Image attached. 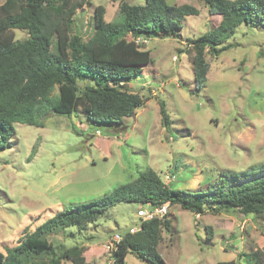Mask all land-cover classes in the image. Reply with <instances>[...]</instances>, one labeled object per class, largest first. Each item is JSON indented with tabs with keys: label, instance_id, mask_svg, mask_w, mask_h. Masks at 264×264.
I'll return each mask as SVG.
<instances>
[{
	"label": "rangeland",
	"instance_id": "rangeland-1",
	"mask_svg": "<svg viewBox=\"0 0 264 264\" xmlns=\"http://www.w3.org/2000/svg\"><path fill=\"white\" fill-rule=\"evenodd\" d=\"M122 1L90 0L78 13L76 30L88 39L95 8L104 5L110 21ZM168 2L193 4L200 13L187 16L177 36L146 40L152 62L125 84L148 99L123 125L51 110L43 125L14 123L12 146L0 148V250L59 210L110 195L148 168L173 188L192 190L216 185L225 170L244 174L241 181L264 175V29L241 26L235 46L219 56L208 53L207 81L198 86L190 39L217 27L222 17L210 13L205 0ZM160 99L167 103L169 127L162 124ZM139 206L120 201L88 229L70 227L50 238L57 246L83 242L89 264H114L106 244L140 222ZM166 215L172 230L163 231L158 249L168 264H217L264 250V216L238 209L197 214L180 204L169 205ZM122 264L149 263L129 253Z\"/></svg>",
	"mask_w": 264,
	"mask_h": 264
},
{
	"label": "trees",
	"instance_id": "trees-1",
	"mask_svg": "<svg viewBox=\"0 0 264 264\" xmlns=\"http://www.w3.org/2000/svg\"><path fill=\"white\" fill-rule=\"evenodd\" d=\"M89 1L0 0V148L12 146L15 122L43 125L49 110L65 115L76 113L97 124L123 125L125 117L134 115L148 99L125 84L152 62L146 40L177 36L186 17L200 13L190 3L124 0L117 17L109 21L106 7L98 5L93 16L94 31L85 39L76 30V20ZM205 2L210 13L222 18L217 27L190 39L198 86L207 81L208 53L219 56L235 46L232 39L241 26L264 29V0ZM15 29L26 31L28 36L16 38ZM159 104L162 124L169 127L167 103L160 99ZM243 175L225 170L217 184L207 189H176L165 183L156 170L148 168L110 195L65 207L33 231H25L15 246L6 252L0 250V264H89L83 242L57 246L50 237L70 227L88 229L90 223L120 201L180 204L197 214L238 209L244 214L264 216V175L241 181ZM171 230L172 220L167 215L143 221L139 231L123 233L112 251L114 262L122 264L132 253L149 264H168L158 246L163 231ZM67 233L72 236L76 231ZM263 261L264 250L257 249L240 252L237 259L217 264Z\"/></svg>",
	"mask_w": 264,
	"mask_h": 264
},
{
	"label": "built area",
	"instance_id": "built-area-1",
	"mask_svg": "<svg viewBox=\"0 0 264 264\" xmlns=\"http://www.w3.org/2000/svg\"><path fill=\"white\" fill-rule=\"evenodd\" d=\"M169 204L165 203L162 205H153L150 202L141 203L137 215L140 217L141 221L139 224L131 226L129 228L130 233H135L142 228V222L145 220H150L157 217H162L168 213ZM123 235L121 233H115L109 242L106 244L107 248L110 250H115L118 247V244L122 240Z\"/></svg>",
	"mask_w": 264,
	"mask_h": 264
},
{
	"label": "clouds",
	"instance_id": "clouds-1",
	"mask_svg": "<svg viewBox=\"0 0 264 264\" xmlns=\"http://www.w3.org/2000/svg\"><path fill=\"white\" fill-rule=\"evenodd\" d=\"M140 204H141V203H140ZM128 232H129V229H128ZM121 234H122V233H121ZM113 235H114V234H113ZM113 235H112V236H113ZM122 235H123V234H122ZM112 251H113V250H112ZM114 264H116V263L114 262Z\"/></svg>",
	"mask_w": 264,
	"mask_h": 264
},
{
	"label": "crops",
	"instance_id": "crops-1",
	"mask_svg": "<svg viewBox=\"0 0 264 264\" xmlns=\"http://www.w3.org/2000/svg\"><path fill=\"white\" fill-rule=\"evenodd\" d=\"M140 221H141V220H140ZM139 223H140V222H139ZM139 223H138V224H139ZM136 225H137V224H136Z\"/></svg>",
	"mask_w": 264,
	"mask_h": 264
}]
</instances>
